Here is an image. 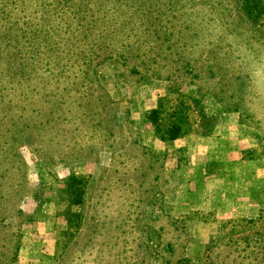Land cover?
Listing matches in <instances>:
<instances>
[{
    "label": "rangeland",
    "instance_id": "374dc122",
    "mask_svg": "<svg viewBox=\"0 0 264 264\" xmlns=\"http://www.w3.org/2000/svg\"><path fill=\"white\" fill-rule=\"evenodd\" d=\"M252 5L0 0V264H264ZM178 94L192 131L164 142L148 116Z\"/></svg>",
    "mask_w": 264,
    "mask_h": 264
},
{
    "label": "trees",
    "instance_id": "16d2710c",
    "mask_svg": "<svg viewBox=\"0 0 264 264\" xmlns=\"http://www.w3.org/2000/svg\"><path fill=\"white\" fill-rule=\"evenodd\" d=\"M240 2L243 5L244 12L249 17L254 18L256 12L252 5L253 0H240ZM176 94L175 91L170 92V95L175 96ZM178 96L180 97L161 99L158 107L151 111L148 116L149 121L156 129L157 135L164 142L176 141L192 131L193 123L189 118L191 104L199 105L200 102L196 98H192V100L186 102L187 99L184 95L178 94ZM170 104H172L171 107ZM167 105L169 108H167ZM67 183L72 194H76L79 199V202L76 203L83 202L86 193L84 181L72 176L70 179H67ZM182 261L185 260L182 259Z\"/></svg>",
    "mask_w": 264,
    "mask_h": 264
},
{
    "label": "crops",
    "instance_id": "0c3cea01",
    "mask_svg": "<svg viewBox=\"0 0 264 264\" xmlns=\"http://www.w3.org/2000/svg\"><path fill=\"white\" fill-rule=\"evenodd\" d=\"M24 248H22V252H23V250L25 249V245L23 246ZM25 252V251H24ZM21 262H20V264H24V263H22V262H24V260H20ZM27 264V263H26ZM32 264H34V263H32Z\"/></svg>",
    "mask_w": 264,
    "mask_h": 264
}]
</instances>
